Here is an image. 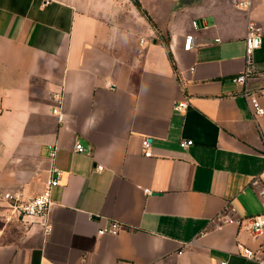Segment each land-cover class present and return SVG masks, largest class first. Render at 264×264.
Segmentation results:
<instances>
[{
  "label": "crops",
  "instance_id": "obj_1",
  "mask_svg": "<svg viewBox=\"0 0 264 264\" xmlns=\"http://www.w3.org/2000/svg\"><path fill=\"white\" fill-rule=\"evenodd\" d=\"M238 1L140 0L153 25L133 0H0V264L264 260L249 220L264 114L243 93L264 107V0ZM251 23L263 37L249 61ZM53 166L47 230L9 195L38 194ZM229 202L237 222L217 224ZM113 220L122 231L98 233Z\"/></svg>",
  "mask_w": 264,
  "mask_h": 264
},
{
  "label": "built area",
  "instance_id": "obj_2",
  "mask_svg": "<svg viewBox=\"0 0 264 264\" xmlns=\"http://www.w3.org/2000/svg\"><path fill=\"white\" fill-rule=\"evenodd\" d=\"M251 0L246 1H238L236 5L242 8H250ZM194 26L197 25L196 21L193 22ZM263 37V29L255 23H251L248 28L247 36H246V53L248 60L251 61L253 58L254 51L259 48L262 44ZM193 34H188L186 36V44L185 49H190L193 46ZM249 77L248 72L239 74L233 80L239 83H245L247 78ZM244 95L247 99L251 101V105L256 116L264 114V107L261 105L259 100L255 97L253 93H250L248 90H244ZM188 106L187 101L177 102L175 104V108L178 110H185ZM53 112L58 116L59 121H63L65 118V112L61 108L60 105L56 106L53 109ZM193 143L191 139H183L181 140V146L183 148H187ZM151 143L150 138L146 137L143 139V149L144 154L147 156L152 155L150 149ZM57 147L55 146L51 156L55 157L57 153ZM75 150L81 153H85L87 151L86 147L80 140H76L75 142ZM98 170H103V165L97 166ZM52 172H54V176L52 175L48 178L44 184L43 189L36 195L29 198H21L19 196L9 195V199L15 200L13 203L14 209L19 211L24 217H29L33 219H38L47 230H50L51 224V210H52V190L55 186H57L60 182L61 170L56 166H53ZM250 186L259 198L262 203L263 211L261 213L253 214L249 216L251 230L253 234L259 235L264 230V168L255 174L250 182ZM149 192V190H146ZM236 212L235 207L232 203L226 207V212L219 213L214 221L218 223H234L237 222V219L234 217ZM231 214V215H230ZM124 228L123 222L119 220H113L108 226L101 227L98 230L99 234H118ZM244 254L249 258H254V252L249 249H244ZM222 264H227V262H222ZM259 264H264V260L260 261Z\"/></svg>",
  "mask_w": 264,
  "mask_h": 264
},
{
  "label": "trees",
  "instance_id": "obj_3",
  "mask_svg": "<svg viewBox=\"0 0 264 264\" xmlns=\"http://www.w3.org/2000/svg\"><path fill=\"white\" fill-rule=\"evenodd\" d=\"M133 2L137 5V7L147 16V18L153 23L152 18L149 16V14L142 8V5L140 3V0H133ZM154 24V23H153ZM166 44H168L166 42Z\"/></svg>",
  "mask_w": 264,
  "mask_h": 264
},
{
  "label": "rangeland",
  "instance_id": "obj_4",
  "mask_svg": "<svg viewBox=\"0 0 264 264\" xmlns=\"http://www.w3.org/2000/svg\"><path fill=\"white\" fill-rule=\"evenodd\" d=\"M143 13V12H142ZM153 21V20H152ZM151 22V21H150ZM154 22V21H153ZM152 23V22H151ZM153 24V23H152ZM154 25V24H153Z\"/></svg>",
  "mask_w": 264,
  "mask_h": 264
}]
</instances>
